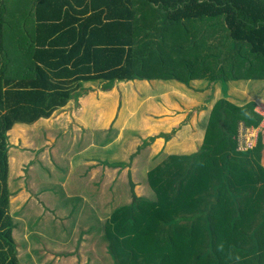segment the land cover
Returning a JSON list of instances; mask_svg holds the SVG:
<instances>
[{"label": "trees", "instance_id": "1", "mask_svg": "<svg viewBox=\"0 0 264 264\" xmlns=\"http://www.w3.org/2000/svg\"><path fill=\"white\" fill-rule=\"evenodd\" d=\"M135 80H264V0H0V264H22L10 131L86 83ZM255 108L218 100L197 154L160 157L152 198L134 193L106 222L113 264H264V128L238 150L242 125L263 122Z\"/></svg>", "mask_w": 264, "mask_h": 264}, {"label": "crops", "instance_id": "2", "mask_svg": "<svg viewBox=\"0 0 264 264\" xmlns=\"http://www.w3.org/2000/svg\"><path fill=\"white\" fill-rule=\"evenodd\" d=\"M104 84L86 83L88 92L78 100L50 118L16 124L9 133L10 184L23 181L22 188L12 190L13 199L21 194V200L11 201V210L14 203L19 204L12 214L17 218L14 238L22 264L43 260L45 264H113L105 243L106 222L114 209L133 202L134 193L152 198L147 179L160 156L197 154L218 100L227 98L241 106L251 101L264 103V80H195L189 84L135 80L116 82L108 91L102 90ZM132 99L136 109L129 105ZM262 128L264 120L258 133ZM13 139L28 147H15ZM146 142L152 143L146 147ZM57 149L70 159L56 161ZM120 155L131 158V163H123ZM18 158L22 167L14 170ZM139 158L141 164L136 167L134 161ZM37 166L41 171L36 176L34 171L33 176L29 174ZM96 175L111 178L113 185L106 191L94 180ZM118 178L127 181L118 186ZM57 190L63 192L60 197ZM117 201L120 205L115 207ZM49 214L53 219L43 221Z\"/></svg>", "mask_w": 264, "mask_h": 264}, {"label": "rangeland", "instance_id": "3", "mask_svg": "<svg viewBox=\"0 0 264 264\" xmlns=\"http://www.w3.org/2000/svg\"><path fill=\"white\" fill-rule=\"evenodd\" d=\"M257 104H258V106L260 105L261 107H263L261 110L264 112V103L262 102V101H258V102H256V106H257ZM56 112V111H55ZM54 112V113H55ZM53 113V114H54ZM256 133H257V131L255 130V133H253V135L255 136L256 135ZM11 134H13V138H14V136H15V130L13 131V133H11ZM42 135H44V134H42ZM19 141H21V140H19ZM9 142L11 143V141L9 140ZM12 144L15 146V147H17V148H24V147H28L25 143H18V141H16V140H12ZM11 145V144H10ZM113 149H117V146H113ZM28 149H25V151H27ZM19 151V150H18ZM10 152H9V156H10ZM21 154H22V152H21ZM23 156H25V154H22ZM55 155V156H54ZM53 156L56 158V161H57V159H59V160H64V161H66L67 160V158H69L70 159V157L68 156V154L67 155H65V154H63L62 152H58V149L56 150V152H55V154H54ZM52 156V155H51ZM43 157V156H42ZM42 157H41V159H42ZM161 157V156H160ZM19 159V158H18ZM123 163H126V164H129V163H131V158H129L128 156L127 157H123L122 155H120V158H119ZM161 160V159H160ZM29 161V160H28ZM9 162H10V159H9ZM22 161H21V158L19 159V160H17L16 162H14V166H15V168H14V170H16L17 168L16 167H18V168H20V170H21V167H22V163H21ZM42 162L44 163L45 161L42 159ZM134 162H136V167L139 165L140 166V164H141V158H139V160H135ZM133 162V163H134ZM46 163H48V162H46ZM58 164V163H57ZM135 167V168H136ZM39 169H40V171H41V168L39 167V166H37V168H35V170H29L28 172H29V174H31V173H33V171L35 172V174H34V176H36V173L38 174L40 171H39ZM13 170V171H14ZM99 173V171H98V169H97V171H96V173ZM77 173V172H76ZM116 175H117V173L116 172H114ZM78 174V173H77ZM100 174V173H99ZM98 174V175H99ZM115 174H113V173H111V178L112 179H114L115 178ZM32 176H33V174H31ZM98 175H96V177H95V181L96 182H100L101 183V188H104L106 191H107V188H109L110 186H112L113 185V180L110 178L109 179V181L107 180V179H104V178H102L101 177V175L100 176H98ZM41 176H47V174L45 173L44 175L43 174H41ZM38 178V177H37ZM121 178V177H120ZM120 178H118L117 179V185L118 186H120V184H118L119 182H121V181H127V179H128V177H127V179L126 180H123V179H120ZM36 179V178H35ZM44 179V178H43ZM94 180H92V181H94ZM29 182V181H28ZM28 182L26 183V184H28ZM117 185H114L113 186V188H116L117 187ZM22 186H23V181H18L17 182V185H15V183H13V184H11V187H12V189L11 190H14V189H19V188H22ZM34 186V184H32L31 186H29V187H33ZM63 194V192L61 191V190H57V192H56V195L57 196H61ZM147 195H150V194H147ZM13 196V195H12ZM11 196V201H13V202H19L20 200H21V194H19L16 198H14L13 199V197ZM42 197V196H41ZM45 197V196H44ZM151 197V196H150ZM122 201H124V200H122ZM119 202L120 201H117V202H114V204H115V207L116 206H119L120 204H119ZM18 207H19V204H17V207L15 206V203L13 204V207H12V210H11V212L12 213H14L17 209H18ZM112 207H114V206H111L110 207V209H109V211L107 212V213H109L110 212V210H111V208ZM37 210H38V208H37ZM108 210V209H107ZM106 210V211H107ZM115 210V209H114ZM106 211H104V212H106ZM104 212H102V213H100V215H104ZM45 215V214H44ZM50 215V214H49ZM64 215V214H63ZM16 216V215H15ZM16 218V217H15ZM17 219V218H16ZM50 219H53V216H49L48 218L45 216L44 218H43V221H50ZM44 226H46V224L44 225ZM44 226H43V228H44ZM17 238H18V241H20V236H19V234L17 235ZM21 247V245L19 244V248ZM62 252V251H61ZM65 252H68V251H65ZM46 263V260H43V261H41V264H45Z\"/></svg>", "mask_w": 264, "mask_h": 264}, {"label": "built area", "instance_id": "4", "mask_svg": "<svg viewBox=\"0 0 264 264\" xmlns=\"http://www.w3.org/2000/svg\"><path fill=\"white\" fill-rule=\"evenodd\" d=\"M263 107L260 105L256 106L255 110L257 113L262 115L264 120V112L261 110ZM255 130L257 131L256 135L254 136L253 133H255ZM258 129L255 128H245L242 125L241 128V134H240V140H239V152H248L250 150H253L256 147L257 140H258Z\"/></svg>", "mask_w": 264, "mask_h": 264}]
</instances>
